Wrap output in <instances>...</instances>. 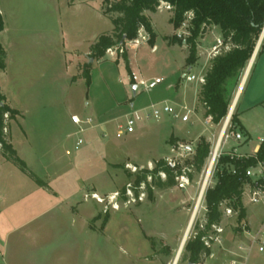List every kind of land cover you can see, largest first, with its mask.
Listing matches in <instances>:
<instances>
[{
	"label": "rangeland",
	"instance_id": "374dc122",
	"mask_svg": "<svg viewBox=\"0 0 264 264\" xmlns=\"http://www.w3.org/2000/svg\"><path fill=\"white\" fill-rule=\"evenodd\" d=\"M107 3L0 0L5 21L0 42L6 50L0 85L6 102L15 110L5 116L4 133L25 163L1 162L13 155L0 148V237L7 240L10 235L17 239L21 235L59 232L63 237L53 241L77 247L81 261L91 264L122 263L127 257L124 249L145 251L149 247L145 232L155 234L166 229L180 246L206 169L207 157L198 168L196 149L203 138L210 144L223 122L222 118L206 127V111L198 96L200 86L183 77L189 71L199 73L205 66L206 48L216 40L214 30L199 39V58L191 70L186 64L188 47L171 41L178 29L170 20L172 10L166 9L149 14L156 33L154 44L148 40L136 47L126 42L124 53L116 47L114 55L106 49L103 57L93 58L98 38L113 31L105 12ZM262 65L261 55L238 98L241 126L232 121L243 139L240 144L229 140L225 149L237 145L240 152H250L264 136ZM210 66H205V72ZM88 68L89 84L84 76ZM133 74L146 80L158 76L163 81L149 91L139 86L135 93ZM176 85L188 86V98L195 96L198 118L193 116V123H177L176 128L171 123L175 120L164 115L159 120L139 123L134 133L117 135V123L124 122L130 111L168 99ZM233 88L234 85L231 91ZM72 114L82 119L91 117L95 127L78 134ZM79 136L84 143L76 150ZM181 145L188 151L185 157H177L183 150ZM172 147L176 152L171 151ZM167 157H177L180 168L191 169L187 189L177 187L176 173L167 166ZM160 170L166 178L161 177ZM128 186L135 200L128 196ZM91 193H98L104 202L86 199V194ZM169 202L173 206H166ZM159 203L164 205L157 206ZM261 212L252 205L247 207L253 231L258 230ZM223 224H228L227 246H234L236 238L245 240L236 232L233 219L224 218ZM119 231L129 235L128 242H121L124 234ZM196 231L192 229L186 242L196 238ZM260 238L264 240V230ZM150 241L163 252L169 250L159 238L150 237ZM43 245L46 244L41 239L40 246ZM189 254L184 248L179 264H187ZM255 261L264 263V252L257 247L250 264Z\"/></svg>",
	"mask_w": 264,
	"mask_h": 264
},
{
	"label": "trees",
	"instance_id": "16d2710c",
	"mask_svg": "<svg viewBox=\"0 0 264 264\" xmlns=\"http://www.w3.org/2000/svg\"><path fill=\"white\" fill-rule=\"evenodd\" d=\"M106 15L113 24L112 34L101 35L93 45L92 57H103L106 49L124 45L127 41L138 36V30L144 26L150 35L149 43L154 44L156 33L149 13L156 12L162 1L173 6L171 22L176 29L186 19V13L192 12L190 22V36L187 38L188 56L187 66H192L198 60L199 39L210 27L217 26L225 43H231L230 50L212 59L211 66L206 72V82L198 91L200 101L204 104L206 114L213 116L214 122L226 116L231 105V87L236 83L252 58L257 43L264 29V0H106ZM5 28L3 15L0 13V32ZM173 43L183 45V40L173 35ZM264 52V38L258 54ZM127 59V54L124 55ZM91 64L90 62L88 63ZM127 65H129L127 63ZM6 68V50L0 42V73ZM84 76L90 83L91 69H85ZM231 85V86H229ZM14 114L15 110L6 102V97L0 85V148L13 155L16 163L25 164L15 153L12 145L5 138V116ZM233 122L240 125L239 113L235 109ZM210 144L201 139L196 149V164L198 168L204 163L209 153ZM257 158L264 159V143L260 145ZM256 162L255 158L233 161L228 156L221 158L218 165L216 184L207 191L206 204L208 206L209 223L219 221L221 211L219 204L224 199L235 198L233 207L239 209V221L247 216V209L241 200L243 184L242 173ZM234 164L239 174H233L229 167ZM24 171L23 167L21 169ZM168 173L172 171L165 168ZM42 185L40 179H36ZM173 182V179L172 181ZM184 248L189 251L188 262H199L203 253L208 249L201 240V235L187 241Z\"/></svg>",
	"mask_w": 264,
	"mask_h": 264
},
{
	"label": "built area",
	"instance_id": "2783aa9c",
	"mask_svg": "<svg viewBox=\"0 0 264 264\" xmlns=\"http://www.w3.org/2000/svg\"><path fill=\"white\" fill-rule=\"evenodd\" d=\"M159 10H172L173 6L168 3L162 1L158 6ZM193 18V13H186V19L182 22L180 27L178 28V32L176 33L177 37L186 41L184 46L187 47V38L190 36V22ZM149 40V34L145 30L144 26H141L138 30V36L129 40L130 44L139 47L143 42H147ZM125 46L120 45L117 46V49L121 53H124ZM198 46L199 43H198ZM231 43H225L223 38H217L216 43L211 47V49L207 52V61L212 60L217 55H220L223 52H226L232 48ZM113 48L110 47L107 49L112 55H114ZM116 51V50H115ZM205 66L206 63H205ZM205 66L199 71V73H185L183 77L188 82H194L197 86H201L206 82V72ZM192 66H189V70H191ZM134 82L132 84H136L137 87L141 86L143 90L149 91L155 88L157 85L162 83L163 79L161 77H155L150 80H146L140 78L138 75L133 74ZM235 111V105L230 106L227 114L223 117L222 126L219 130V133L212 136L210 142V150L206 160V169L201 176L199 181V193L195 199V204L191 213L190 221L187 228L186 236L188 238L189 233L192 229L196 228V235H201V240L203 241L205 247L208 249L206 253L200 258L198 264H206L202 262V258H210L214 257V250L217 248H222L224 252L229 255V264H248L249 258L253 250L257 247L260 252H264V240L260 238L261 231L264 230V159L257 158L258 149H254L250 153H242L239 151L238 146H232L229 149H225L229 140L233 139L238 141V144L241 143L243 139V135L240 131L233 127L232 116ZM164 115L171 117L175 121H181L182 123H193V116L198 118L196 113V104H171L168 101L154 102L145 108H137L130 111L125 116L124 122H118L116 125L117 135L122 136L125 134L134 133L136 127L139 123L148 121L151 119L159 120ZM71 120L74 124L78 126L77 133L82 134L86 132L89 128L94 127L93 119L91 117H87L86 119H82L77 114H73L71 116ZM214 122L213 116L210 114H206V118L204 120V124L206 127L212 125ZM87 125V127H86ZM6 130V128L4 129ZM215 138V139H214ZM260 144L264 143V136L259 138ZM84 143V138L79 136L75 142L74 148L79 149ZM183 148L182 152L177 153V157H185L188 151H185V147L181 145ZM172 152H176L175 147L171 148ZM69 153V151H67ZM228 156L233 161H241L243 159L255 158L256 162L254 164L249 165L245 171L242 173V188H241V200L243 205L248 207V205H252L257 209H261L262 212L257 217L260 219V224L257 231H253L251 226V221L248 216H246L243 220L239 221V209L233 207V202L235 198L224 199L219 204V210L221 211V218L219 221L209 223L208 218V206L206 204V195L207 191L212 188L217 182V172L219 171L218 165L222 157ZM177 157H167L166 162L167 166L173 170L176 175L175 178L177 180V187L180 189H187L191 180L189 177L187 167L180 168L179 161ZM131 168L130 165H128ZM133 171L137 169H131ZM181 170V173H179ZM229 171L233 174H239V170L237 166L234 164L229 167ZM159 174L162 178H166V173L164 171H159ZM131 186H128L127 192L128 196L135 200L134 195L131 192ZM118 194L117 192L113 193L114 196ZM86 199L91 197L96 199L98 202L103 203V198L98 193H91V196L86 194ZM139 199L142 200V197L139 196ZM117 205V204H116ZM115 204L113 205L116 208ZM224 218L233 219L235 221L234 228L239 235L245 238V240H239L236 238L234 246L226 245V233L228 224H223ZM237 236V235H236ZM187 240V239H186ZM185 240V241H186Z\"/></svg>",
	"mask_w": 264,
	"mask_h": 264
},
{
	"label": "crops",
	"instance_id": "0c3cea01",
	"mask_svg": "<svg viewBox=\"0 0 264 264\" xmlns=\"http://www.w3.org/2000/svg\"><path fill=\"white\" fill-rule=\"evenodd\" d=\"M213 30L217 35L216 39L222 38L221 32L217 26L210 27L207 30L206 35L211 31L213 32ZM263 38H264V34H263V37L261 39L259 46L255 48L252 58L250 59V61L252 62L250 64L248 74L246 75L247 78L245 77V80L238 92V96L236 98L237 100L235 102V109L238 112H239L238 110V100L239 99L238 98L240 97V94L244 90L250 78V74L252 73L256 63H258L261 55L264 56V52L261 54H258ZM215 43H216V40L211 46L206 48V65H208L209 63L211 64L212 62V60L207 61V52L211 49V47ZM245 71L243 72L239 80L236 83H234V88L230 93V98H231V95H233L232 97H234V100H235V95L239 89V86H240V83H241V80L243 78ZM263 71H264V65H262V72ZM187 88L188 86L176 85L174 93L168 99H165L164 101H168L171 104H175V103L176 104L186 103V104H191V105L196 104L195 96L192 98H188L189 96H188ZM171 123L173 127L178 128L177 126L179 124L177 123H182V122L173 121ZM183 124H186V123H183ZM71 135L72 134H69V136ZM260 145L261 144L259 142L258 144L255 145V147L250 152H252L254 149L260 148ZM250 152H245V153H250ZM1 162L13 163L7 157L1 160ZM160 205H164V204H161V203L157 204V206H160ZM166 206H173V204L169 202ZM187 215L189 216L190 213H187ZM108 222L109 220L107 221V225H108ZM184 230H185V227H184ZM157 233L148 234L145 232L144 233L145 237L149 241V247L145 249V251L144 250L142 251L141 249H138V250L135 249V250H132L133 252H128L127 250L124 249V252H126L127 257H125V259L122 260V263H117V264H173V263L179 264L180 256L184 249V245L186 241H184L182 245L183 246L182 250L179 253L180 254L179 255L177 252L179 250L177 239L176 241L175 239L172 240L173 234L169 233L166 229L162 231H158ZM118 234H124L122 236V241H121L122 243L128 242V240L126 239L129 238V235L127 234L125 236V231H119ZM21 236H18L17 239H15L14 237H11L10 235L9 237H7V240L6 239L3 240V238L0 237V264H91V263H86V262L81 261L82 260L81 253L79 252L77 247L65 246L61 243V241H57V240L53 241L54 239L63 237V236H59V232L53 233V231H48V232H40L35 235L33 233L32 236H29V237H25V235H21ZM112 237H114L113 233H112ZM150 237H156V238L163 240L164 244L166 246H169V250L166 252H163L160 248H157V246L154 245L150 241ZM41 239L46 245L40 246ZM214 253H215L214 257L207 258L206 260L202 258L204 260V261L202 260V262L206 264H229V255H227V253L224 252L222 248L215 249ZM250 259H251V255H250L248 264H250ZM252 264H264V263H261L260 261H257V262L255 261Z\"/></svg>",
	"mask_w": 264,
	"mask_h": 264
},
{
	"label": "bare ground",
	"instance_id": "6f19581e",
	"mask_svg": "<svg viewBox=\"0 0 264 264\" xmlns=\"http://www.w3.org/2000/svg\"><path fill=\"white\" fill-rule=\"evenodd\" d=\"M251 62H252V61H250L249 65H248V67H247V69H246V71H245V73H244V75H243V78H242V80H241V83H240L239 89H238V91H237V93H236V95H235V100H233V102H232V106L235 105V102H236V100H237L236 98H237V96H238V92H239V90H240V88H241V86H242V84H243V82H244V80H245L246 75L248 74V70H249V67H250ZM246 78H247V77H246ZM186 233H187V232H186ZM186 233H185V235L183 236L182 241H181V244H180V246H179V250L177 251L178 254L181 252L182 247H183L182 245H183L184 241L187 239ZM179 255H180V254H179ZM175 260H176V259H175ZM173 264H174V263H173Z\"/></svg>",
	"mask_w": 264,
	"mask_h": 264
},
{
	"label": "water",
	"instance_id": "95a60500",
	"mask_svg": "<svg viewBox=\"0 0 264 264\" xmlns=\"http://www.w3.org/2000/svg\"><path fill=\"white\" fill-rule=\"evenodd\" d=\"M263 34H264V29H263V33L261 34L260 39H259V41H258L256 47L259 46V44H260V42H261V39H262V37H263ZM185 43H186V41H184V44H185ZM132 88H133V91L136 93L137 85H136V84H132ZM189 148H190V147H189ZM187 264H198V263H196V262H188Z\"/></svg>",
	"mask_w": 264,
	"mask_h": 264
}]
</instances>
